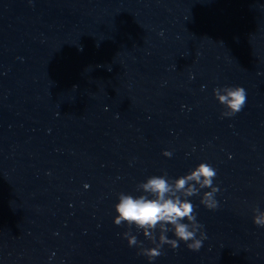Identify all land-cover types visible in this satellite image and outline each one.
<instances>
[{
	"label": "water",
	"instance_id": "water-1",
	"mask_svg": "<svg viewBox=\"0 0 264 264\" xmlns=\"http://www.w3.org/2000/svg\"><path fill=\"white\" fill-rule=\"evenodd\" d=\"M255 78L264 0H0V121Z\"/></svg>",
	"mask_w": 264,
	"mask_h": 264
},
{
	"label": "clouds",
	"instance_id": "clouds-1",
	"mask_svg": "<svg viewBox=\"0 0 264 264\" xmlns=\"http://www.w3.org/2000/svg\"><path fill=\"white\" fill-rule=\"evenodd\" d=\"M213 95L224 108L222 117L235 116L247 102V91L242 86L217 87L213 89ZM163 155L171 158L173 153L166 150ZM216 176L217 170L208 163H200L189 173L174 179L167 172L149 176L137 185L140 195L119 193L113 223L127 225L128 230L122 235L128 246L138 248V255L145 256L149 264L164 254L165 245L177 249L183 242L189 250L198 252L207 236L189 198L201 195L203 189H210L203 191L200 203L209 210H216L219 203L215 197L220 191L214 185ZM253 213V223L264 227V211L256 207ZM133 226L142 232L152 247H145L144 242L132 234ZM169 232L175 238H169Z\"/></svg>",
	"mask_w": 264,
	"mask_h": 264
}]
</instances>
